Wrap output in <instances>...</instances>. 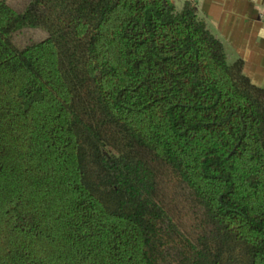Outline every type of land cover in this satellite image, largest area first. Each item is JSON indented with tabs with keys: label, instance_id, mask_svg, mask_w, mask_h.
Masks as SVG:
<instances>
[{
	"label": "trees",
	"instance_id": "1",
	"mask_svg": "<svg viewBox=\"0 0 264 264\" xmlns=\"http://www.w3.org/2000/svg\"><path fill=\"white\" fill-rule=\"evenodd\" d=\"M243 68L193 0H0V264H264Z\"/></svg>",
	"mask_w": 264,
	"mask_h": 264
},
{
	"label": "crops",
	"instance_id": "2",
	"mask_svg": "<svg viewBox=\"0 0 264 264\" xmlns=\"http://www.w3.org/2000/svg\"><path fill=\"white\" fill-rule=\"evenodd\" d=\"M177 7L186 0H174ZM198 12L225 42L229 60L241 57L244 72L264 87V0H194Z\"/></svg>",
	"mask_w": 264,
	"mask_h": 264
},
{
	"label": "rangeland",
	"instance_id": "3",
	"mask_svg": "<svg viewBox=\"0 0 264 264\" xmlns=\"http://www.w3.org/2000/svg\"><path fill=\"white\" fill-rule=\"evenodd\" d=\"M12 1H15V0H12ZM19 1H22V0H19ZM34 36L37 37V36H39V34L36 33V34H34ZM33 37H32L31 32L27 31V32H23V33L17 34V41H18L19 44H24L27 41L33 39Z\"/></svg>",
	"mask_w": 264,
	"mask_h": 264
},
{
	"label": "built area",
	"instance_id": "4",
	"mask_svg": "<svg viewBox=\"0 0 264 264\" xmlns=\"http://www.w3.org/2000/svg\"><path fill=\"white\" fill-rule=\"evenodd\" d=\"M194 1V0H193Z\"/></svg>",
	"mask_w": 264,
	"mask_h": 264
}]
</instances>
